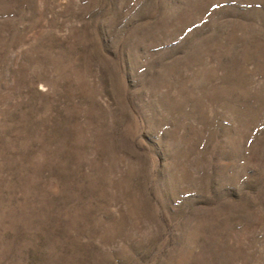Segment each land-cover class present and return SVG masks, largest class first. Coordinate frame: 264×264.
Instances as JSON below:
<instances>
[{
  "label": "rangeland",
  "instance_id": "rangeland-1",
  "mask_svg": "<svg viewBox=\"0 0 264 264\" xmlns=\"http://www.w3.org/2000/svg\"><path fill=\"white\" fill-rule=\"evenodd\" d=\"M0 264H264V0H0Z\"/></svg>",
  "mask_w": 264,
  "mask_h": 264
}]
</instances>
